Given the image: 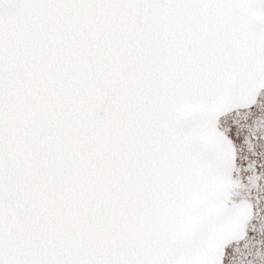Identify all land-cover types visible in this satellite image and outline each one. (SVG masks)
Wrapping results in <instances>:
<instances>
[{
    "label": "snow or ice",
    "instance_id": "snow-or-ice-1",
    "mask_svg": "<svg viewBox=\"0 0 264 264\" xmlns=\"http://www.w3.org/2000/svg\"><path fill=\"white\" fill-rule=\"evenodd\" d=\"M0 264H264V0H0Z\"/></svg>",
    "mask_w": 264,
    "mask_h": 264
}]
</instances>
